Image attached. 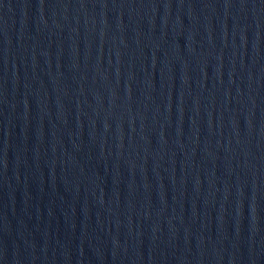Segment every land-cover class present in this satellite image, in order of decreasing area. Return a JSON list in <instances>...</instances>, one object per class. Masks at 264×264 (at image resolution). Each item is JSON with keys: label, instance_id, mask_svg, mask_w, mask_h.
Segmentation results:
<instances>
[{"label": "water", "instance_id": "95a60500", "mask_svg": "<svg viewBox=\"0 0 264 264\" xmlns=\"http://www.w3.org/2000/svg\"><path fill=\"white\" fill-rule=\"evenodd\" d=\"M0 264H264V0H0Z\"/></svg>", "mask_w": 264, "mask_h": 264}]
</instances>
